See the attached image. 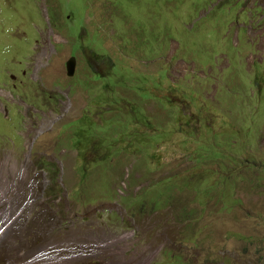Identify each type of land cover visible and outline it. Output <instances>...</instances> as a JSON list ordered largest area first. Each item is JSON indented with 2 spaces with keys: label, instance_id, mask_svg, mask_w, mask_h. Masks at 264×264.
Returning <instances> with one entry per match:
<instances>
[{
  "label": "rangeland",
  "instance_id": "rangeland-1",
  "mask_svg": "<svg viewBox=\"0 0 264 264\" xmlns=\"http://www.w3.org/2000/svg\"><path fill=\"white\" fill-rule=\"evenodd\" d=\"M236 4L220 32L207 26L215 33L197 43V61L175 59L172 39L165 58L141 65L158 71L146 85H159L154 95L180 104L139 100L159 131L104 171L64 127L88 103L89 66L72 53L82 39L69 28L111 37L122 28L111 26V1L90 0L91 13L70 21L72 0H0V264H264V0ZM185 12L172 20L177 36ZM211 46L219 52L206 65ZM182 86L198 96L184 99Z\"/></svg>",
  "mask_w": 264,
  "mask_h": 264
},
{
  "label": "trees",
  "instance_id": "trees-1",
  "mask_svg": "<svg viewBox=\"0 0 264 264\" xmlns=\"http://www.w3.org/2000/svg\"><path fill=\"white\" fill-rule=\"evenodd\" d=\"M72 1H74V11L73 16L69 18L70 21L76 16L83 15L86 6L87 14L91 13L90 0ZM110 1L111 9H115L111 11V26L116 28L117 22L122 23V28H116V31L111 33V37L96 30L95 25L89 30L82 27L80 30L73 31L69 28L73 34L77 33L82 39L77 45H71L73 53H81L84 66L87 63L89 66L88 76L82 78L88 103L84 119H76L67 124L66 128L64 127V132L70 134V142L76 144L75 147L78 150L84 147L93 151L96 154L94 160L97 164H101L104 171H107L109 165L114 167L112 163L108 165L110 161L120 157L122 152H127V149L133 150L137 143L145 140L147 138L145 131L149 135L151 130L159 131V127L152 120L155 115L149 114L146 109L140 110L137 105L139 100L144 102L156 100L159 102L158 108L163 110L178 107L180 104V101H173L171 97L167 103L166 99L157 98L154 95V89H157L159 85L146 86L158 82L156 78L158 71H144L141 68L142 61L165 58L172 39H177L180 43L175 59L197 61L200 54L197 43L203 37H211L215 31L220 32L218 28L228 21L226 15L232 14L237 7V0H234L227 10L221 3L215 4L214 0H145L146 3L142 0ZM131 7L134 8L130 10ZM183 8L186 9L185 16L179 18L182 21L180 24L183 35L177 36L171 27L172 20H177L176 17L179 15L177 13H180ZM201 11H206L208 17L200 18ZM136 15H138L137 18H135ZM216 23L217 30L207 31L208 25ZM85 48L93 53L92 59L83 52ZM212 48L213 50L208 53L206 65H213L218 55L217 47ZM229 55L232 59L229 68L233 72L239 65L233 60L234 57ZM98 57L106 59H98ZM259 64L257 69L264 71L263 63ZM159 71H161L159 77L165 79L168 68ZM125 92L128 93L125 94ZM180 94L187 100L198 96L195 90L190 91L183 86ZM241 97L249 98L248 100L251 101L255 99V95L248 91H244ZM211 107L216 110L213 104ZM139 112L140 116H138ZM180 113L182 116H187L184 110ZM94 116L99 118L101 123L99 119H94ZM76 128L78 132L72 133L71 130ZM101 138H107L110 141L111 153L105 150L100 142ZM85 160L87 159L84 158Z\"/></svg>",
  "mask_w": 264,
  "mask_h": 264
},
{
  "label": "water",
  "instance_id": "water-1",
  "mask_svg": "<svg viewBox=\"0 0 264 264\" xmlns=\"http://www.w3.org/2000/svg\"><path fill=\"white\" fill-rule=\"evenodd\" d=\"M67 73L69 76L75 75L76 67H77V58L76 56H72L66 63Z\"/></svg>",
  "mask_w": 264,
  "mask_h": 264
},
{
  "label": "clouds",
  "instance_id": "clouds-1",
  "mask_svg": "<svg viewBox=\"0 0 264 264\" xmlns=\"http://www.w3.org/2000/svg\"><path fill=\"white\" fill-rule=\"evenodd\" d=\"M73 53V52H72ZM72 56H76L75 54H72ZM175 56V55H174ZM76 58H77V56H76ZM77 60H78V58H77ZM148 62V60H144V61H142V65H144L145 63H147ZM185 79V78H184Z\"/></svg>",
  "mask_w": 264,
  "mask_h": 264
},
{
  "label": "bare ground",
  "instance_id": "bare-ground-1",
  "mask_svg": "<svg viewBox=\"0 0 264 264\" xmlns=\"http://www.w3.org/2000/svg\"><path fill=\"white\" fill-rule=\"evenodd\" d=\"M14 263V262H13ZM19 264V263H18ZM23 264H28V263H23Z\"/></svg>",
  "mask_w": 264,
  "mask_h": 264
}]
</instances>
